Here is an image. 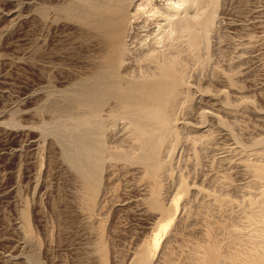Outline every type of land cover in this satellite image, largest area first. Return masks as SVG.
<instances>
[{"label": "rangeland", "instance_id": "1", "mask_svg": "<svg viewBox=\"0 0 264 264\" xmlns=\"http://www.w3.org/2000/svg\"><path fill=\"white\" fill-rule=\"evenodd\" d=\"M205 1L214 16L207 62L184 56L177 87L189 104L181 98L172 113L167 101L163 119H144L143 139L161 160L154 172L121 105L110 99L95 116L79 103L101 85L96 57L111 48L70 15L75 0H0V264H201L214 241L225 256L248 251L258 229L250 217L264 213V0ZM174 2L126 0L136 64L151 48L180 47L161 19ZM96 119L105 148L92 162L94 187L67 157L90 153L79 135L94 133ZM169 136L180 141L171 147Z\"/></svg>", "mask_w": 264, "mask_h": 264}, {"label": "bare ground", "instance_id": "2", "mask_svg": "<svg viewBox=\"0 0 264 264\" xmlns=\"http://www.w3.org/2000/svg\"><path fill=\"white\" fill-rule=\"evenodd\" d=\"M125 2H126V0H75V2L69 6L70 15L77 17L78 22L84 28V29L83 28L82 29L86 30L87 33L88 32H94L96 34V36H99V35L102 36L105 40H107V42L111 48L110 50H106V51H108V52H106L107 54H104L102 56H99L100 55L99 54L98 57H96L97 61H98V63H96V64L103 66V68L101 70L98 69L100 71L98 74V81L101 85L98 86L97 88H94V89L84 88L80 94L81 98L79 99V103L88 107L90 109V114L95 115V116L101 111V109L104 106H106V103L110 99H112V101L114 100L116 102V103L114 102L115 104L118 103L119 106L121 105L125 109V110L123 109L124 110L123 111L124 119L126 118L127 120H129L130 126H132L133 131L137 135L139 142L141 144H143V146H144L145 152H143L140 160L145 161V163L146 162L149 163L150 166L152 167L153 171L157 172L158 170H160L159 166L161 164L159 165V162H161V160L159 161V158L156 156V152H157L156 148L149 142L148 139H143L142 134H144L143 132H144V128H145L144 127L145 126V124H144L145 120L144 119H150V118L153 119V116L155 114L160 115L161 119H163L164 118V116H163L164 110L163 109L166 107V105L168 106V104L171 103V106H168L169 108H167V109H170L171 112L173 111L172 113H174L175 108L179 106L178 104L182 103L181 98H182V95H184L182 93L184 91L181 92L179 90L180 91L179 92L177 90V87L180 86V83H182V82L184 83L186 76H187L186 75V70H187L186 67L187 66H185L184 62L187 64L188 61L186 62L187 59L184 61V58H185L184 56H187L192 61L196 62V60H197V62H198V60H200L203 65L206 64V62H207L206 56H207V51H208V39H209L210 30H213V28H214V26L211 28V24L213 22L214 16L209 17V14L207 12V8L209 7L210 4L208 5L209 2L207 3L205 0H175L174 3H171V4L168 3L169 5L166 3L168 5V6H166L167 10L163 9L165 7L162 8L158 4L159 5L158 8L161 7L162 10H166V12H163V13H165V15L164 16H163V14L161 15V17H162L161 19H163V21L166 24H168L167 26L165 25V27L167 28L169 26L168 28L171 29V32L169 30V33L175 34L176 40L178 41V44H179L177 46H180V47H177V49H174V51H171V49H169V48L166 49L168 51H164V49H163V51H161V49L163 48L162 47V48H159L160 51H158V52L156 51L158 48L156 50L154 49L155 51H152L153 48H151L150 50L152 52L150 50L145 51L144 54L142 55V58L138 59V61L139 60L140 61L139 62L137 61L138 63L136 64L134 60H136L137 58L135 56H133V57H135V59L133 60V58L131 57V55H133V54H131L132 51L129 49L130 45H129L128 38L130 36L127 34V30H126V18L127 17H126L125 10H126L127 3H125ZM201 3H203L202 9L200 8L201 5L199 6V4H201ZM215 3H216V1H215ZM166 4H163V6ZM207 5H208V7H207ZM198 6H199V9L202 10L201 12H199V10L197 11ZM211 6H212V4H211ZM157 11H158L157 8L155 10L154 8H152L150 6V8L147 12H149L152 16L155 17V15H157ZM216 11H217V9H215L214 12H216ZM160 13H161V11H160ZM215 14L218 15L217 12ZM159 19H160V17H159ZM163 21H162V23H164ZM133 23H134V21H133ZM160 26H158V27H160ZM162 28H164V27L162 26L160 29H162ZM167 36H168V34H167ZM157 39L159 40V38H157ZM160 40L163 41V39H161V38H160ZM155 41H157V40L155 39ZM162 41H161V43H162ZM177 41H176V43H177ZM157 43H158V41H157ZM156 45L157 44L155 43L154 46H156ZM147 46H149V45H147ZM181 46H182V48H181ZM164 48H166V46ZM104 49H106V48H104ZM140 53L138 55H140ZM134 55H136V53ZM94 58H95V56H94ZM142 63L144 66H142ZM199 64L200 63H198V65ZM201 66H199V67H201ZM202 70H204V69H202ZM104 79L105 80L108 79V80L112 81L113 85L111 84L108 86H104V84H103ZM186 81H187V79H186ZM106 84H107V82H106ZM94 85H96V84H94ZM183 88H184V86H183ZM184 93H186V92H184ZM186 96H188V95H186ZM185 97L183 96L184 99L189 98V97H186V98ZM112 101H110L109 103L111 104ZM182 101L184 103V100H182ZM187 101H190V98H189V100L186 99L185 104L188 103ZM141 103L142 104L150 103V105L156 106L157 110L154 111L155 113L153 112V110L152 111L148 110L149 112H146L147 110L146 109L144 110V108H142V106L141 107L137 106ZM166 103H168V104H166ZM191 103H190V105H188V106H190V107H188V109L191 108ZM121 106L117 107V109L121 108ZM115 107H116V105H115ZM115 107H114V109H115ZM185 107H187V106L185 105ZM185 107H183V108L186 109ZM180 109H181V107H180ZM111 110H113V109H111ZM118 111H120V109ZM169 111H167V112H169ZM171 112H169L170 115H172ZM114 113H115V111H114ZM114 113H112V114H114ZM170 115H168V116L170 117ZM117 116H119V115L117 114ZM120 116H122V115H120ZM172 116H171V119H174V121H175V117L173 118ZM175 116H177V114ZM112 118H116V117H112ZM76 119L80 120V118L79 119L76 118ZM93 119H95V118H93ZM121 119L124 120L123 118H121ZM153 120H155V118ZM96 121H97V119H96ZM96 121H94V122H96ZM156 121H158V120H156ZM109 122L111 123V122H113V120L109 121ZM169 122L171 124V122H173V120H171ZM75 123H76V121L74 122V124ZM152 123H154V121ZM77 124H79V123H77ZM81 124H83V123L81 122ZM94 125H95V132L94 133H92L93 131L92 132L84 131V132H81L79 135L81 145L85 148V150H89L88 152H90V153H88L87 155L85 154L84 156H75L74 155V156H68V157L66 156V157H67V160L69 161V163L72 165V167L78 173V175L80 176V178L82 179L83 182H85L86 184H88L90 186L97 187L98 179H99V171H98V167L96 166V164L92 163V162H94L95 160L98 159V156L95 153H100L105 148L104 145L99 144V143L103 142L102 137L104 138V136H105L104 132L105 131L103 132L102 123L100 122V120H98L95 124H93V126ZM70 126H72V125H70ZM113 126H114V124H113ZM173 129H171V130H173ZM177 129L175 131L176 134H178ZM64 130H66V129H64ZM88 130H90V129H88ZM56 131H58V129ZM61 131H63V130H61ZM151 131H153V130H151ZM69 132H71V131H69ZM92 134H94V135H92ZM106 134H107V130H106ZM169 134L171 135L170 132H169ZM173 135L174 134L172 133V136ZM71 136H72V134H71ZM71 136H69V137H71ZM177 136H179V134ZM177 136L175 138H177ZM170 138L171 137L169 136V140H170L169 146L172 147V144L175 142L176 139L174 138L175 140H173V139L171 140ZM59 139H61V138H59ZM73 139H75V138H73ZM171 141H174V142H172V144H171ZM179 141L180 140L178 138L177 142H179ZM140 143H137V144H140ZM109 144H108V147L111 148L109 146ZM163 144L166 145V144H169V142L163 143ZM76 146H79L78 143H77V145H75V147ZM82 146L78 147V148H83ZM164 146H162V150L164 149ZM137 147L138 146H136V148ZM106 148H107V146H106ZM109 148H107V149H109ZM116 148H118V147H116ZM70 150H71V147H70ZM139 150H140V148H139ZM139 150H138V152H139ZM162 150H161V152H162ZM77 152H78V149H77ZM67 153H68V151H67ZM71 153L72 152H70V154ZM160 157L163 158V156H160ZM257 173H258V171H257ZM259 176L264 180V168H262L260 170ZM263 195H264V193H263ZM263 202H264V200H263ZM260 203H262V202H260ZM263 204L264 203H262V206L264 207ZM258 205H259V203H258ZM258 205H256V207H255L256 211H257V209L259 210V208H260V207H258ZM262 209H264V208H261V210ZM261 213L259 214L260 216L258 218H254V217H256L255 213H254L255 216L251 215V217L253 216L252 219L250 217L251 224L256 226L258 229H256V233H254L255 234L254 237L252 236V238L251 237L249 238L250 239V245H251V243H252V245L250 246V248L248 247L249 248L248 251H245L244 253L240 254L241 251L239 253H237V252L233 253L230 250V254L228 255V253H227L225 256V255H223L224 252L221 253V251H220L222 249L219 248L216 244H214V242H215L214 241L213 242L214 245L211 243L212 245H210V247L206 248L203 251L202 257L199 258L201 261V264H264V215H262L264 213H262V214ZM208 235L210 237V234H208ZM234 242L235 243H233V245L231 244V246H234V244H237V245L240 244L242 242V240L240 243L239 242L236 243V241H234ZM242 249H245V248H242Z\"/></svg>", "mask_w": 264, "mask_h": 264}]
</instances>
